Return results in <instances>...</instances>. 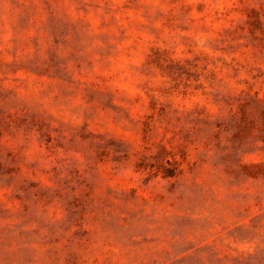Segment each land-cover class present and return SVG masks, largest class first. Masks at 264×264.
Returning <instances> with one entry per match:
<instances>
[{
    "label": "rangeland",
    "instance_id": "obj_1",
    "mask_svg": "<svg viewBox=\"0 0 264 264\" xmlns=\"http://www.w3.org/2000/svg\"><path fill=\"white\" fill-rule=\"evenodd\" d=\"M0 264H264V0H0Z\"/></svg>",
    "mask_w": 264,
    "mask_h": 264
}]
</instances>
